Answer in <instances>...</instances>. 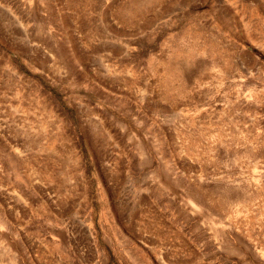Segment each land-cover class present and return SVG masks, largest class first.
Listing matches in <instances>:
<instances>
[{"label": "rangeland", "instance_id": "1", "mask_svg": "<svg viewBox=\"0 0 264 264\" xmlns=\"http://www.w3.org/2000/svg\"><path fill=\"white\" fill-rule=\"evenodd\" d=\"M0 264H264V0H0Z\"/></svg>", "mask_w": 264, "mask_h": 264}]
</instances>
